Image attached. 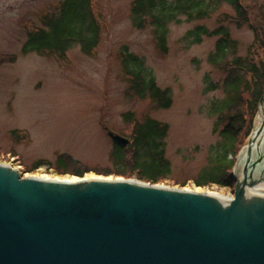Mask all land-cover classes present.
<instances>
[{"label": "rangeland", "instance_id": "obj_1", "mask_svg": "<svg viewBox=\"0 0 264 264\" xmlns=\"http://www.w3.org/2000/svg\"><path fill=\"white\" fill-rule=\"evenodd\" d=\"M61 1L0 0L1 161L23 174L48 179L115 178L105 176L117 170L114 138L131 137L133 126L124 116L133 114L136 121L149 118L169 127L165 156L172 173L164 185L234 198L236 185L233 189H208L196 187L194 181L215 166L213 156L225 145L221 132L228 121L214 114L212 105L226 98V85L232 78L223 66L249 55L256 38L254 29L219 20L223 15L234 18L235 11L227 4L205 20L189 22L181 16L180 23L169 25L168 55L164 57L156 47L151 28L141 31L133 27L130 6L134 0H93L102 38L92 56L84 55L78 46L63 61L33 53L23 55L22 46L31 24L40 27L42 16L55 11ZM242 3L250 12L252 24L264 30V0ZM197 26L210 31L224 28L237 43L218 67L211 60L220 37H206L196 45L186 41L187 33ZM124 49L140 60L146 78L155 79L161 89L171 92V108L158 109L151 100L128 93L130 83L120 57ZM259 50L255 60L263 59ZM263 111L260 101L253 132L240 137L238 156H230L236 162L234 169L261 127L259 116ZM78 171L84 173L83 178L74 176ZM124 172L131 177L121 179H137L130 166L124 167ZM59 173L66 174L60 178Z\"/></svg>", "mask_w": 264, "mask_h": 264}, {"label": "water", "instance_id": "obj_2", "mask_svg": "<svg viewBox=\"0 0 264 264\" xmlns=\"http://www.w3.org/2000/svg\"><path fill=\"white\" fill-rule=\"evenodd\" d=\"M261 124L226 209L137 179L23 178L0 165V264H264V198H244L264 183Z\"/></svg>", "mask_w": 264, "mask_h": 264}, {"label": "trees", "instance_id": "obj_3", "mask_svg": "<svg viewBox=\"0 0 264 264\" xmlns=\"http://www.w3.org/2000/svg\"><path fill=\"white\" fill-rule=\"evenodd\" d=\"M222 4H227L235 11L233 19L223 15L219 20H230L238 27L248 25L256 35L254 45L246 57H238L227 63L223 69L230 72L232 78L226 85V98L212 105L214 114H219L228 125L221 132L225 145L215 153V166L205 170L194 181L200 188H228L236 185L233 169L241 145L240 137L249 136L254 129V119L264 96V30L259 31L250 18V12L242 0H134L130 6L133 27L137 30L151 28L159 53L168 55L169 25L180 23V17L190 21L205 20ZM206 37H220L212 62L217 67L237 47L224 28L210 31L204 26L190 30L185 39L189 45L201 44ZM102 38L100 16L93 5V0H63L56 10L42 16L40 27L32 25L26 33V42L22 46L23 55L36 54L52 56L65 60L67 53L78 46L86 56H92L99 47ZM263 59L255 60L259 49ZM233 48L234 50H230ZM125 76L129 80V94L140 99H149L158 109L166 110L172 106V96L168 89H161L155 79L144 76L143 64L124 49L120 55ZM15 58L12 59L14 61ZM215 89V88H214ZM125 120L132 124L129 139L114 138L113 158L116 172L105 176L131 177L124 172L130 166L132 173L142 182L164 184L170 180L171 165L165 156V139L169 127L153 119L136 121L133 114H126ZM231 154L233 159H230ZM66 173H59L64 177ZM74 176L83 178V172ZM179 186L185 187V184Z\"/></svg>", "mask_w": 264, "mask_h": 264}, {"label": "bare ground", "instance_id": "obj_4", "mask_svg": "<svg viewBox=\"0 0 264 264\" xmlns=\"http://www.w3.org/2000/svg\"><path fill=\"white\" fill-rule=\"evenodd\" d=\"M263 113H261L260 116H259V122L260 123L264 122V114ZM254 151H255V147H254ZM254 153H256V151ZM246 154H247L246 151L243 152V154L239 157L238 163H237V166H236V173H237V176L239 177V179L243 178L244 165H245V162H246V159H247ZM262 167H261V169H262ZM23 178H42L43 180L48 179L47 177H35V176H30V175H28V176L26 175ZM97 179H99V178H97ZM108 180H112L111 177H108ZM62 181H64V180H62ZM71 182H76V181L73 180ZM192 191H194L197 194L208 195V197H210L213 200H215L216 202H218V204L221 207H223L224 209L227 208V206L231 203V200H232V198L222 196L221 194L216 193V192H210V191L201 190V189H195V190H192ZM244 198H245V201L247 203L252 201V200H255L256 198H264V183L254 187V188L248 189L246 191V194H245Z\"/></svg>", "mask_w": 264, "mask_h": 264}]
</instances>
